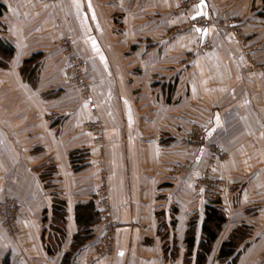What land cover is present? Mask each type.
<instances>
[{"label": "crops", "instance_id": "0c3cea01", "mask_svg": "<svg viewBox=\"0 0 264 264\" xmlns=\"http://www.w3.org/2000/svg\"><path fill=\"white\" fill-rule=\"evenodd\" d=\"M21 1L0 3L6 6L5 13H11L21 10L15 7ZM172 1L162 2L160 10L172 12ZM259 1H198L187 7L186 14L177 15L181 23L213 14L224 17L228 27L217 19L196 24L191 28L206 29V33L185 38L166 35L164 28L171 27L173 20L165 14L164 20L149 25L151 32L144 38L147 47L138 46L126 54L114 50V39L106 35L111 24L107 2L103 8L99 0H63L71 32L98 81L95 92L99 98L103 94L105 122L111 124L106 134L107 161L116 220L115 254L98 255L95 229L92 238L76 250L72 264H181L178 255L171 257L164 250L161 223L169 225L171 237L184 240L190 221L196 220L197 240L201 239L205 209L211 201L196 188L195 178L201 175L213 143L227 151L216 164L215 175L226 180L220 201L228 217L213 250L235 227L247 224L254 238L246 241L238 264H264V74L254 75L247 69L243 43L252 39L242 41L235 33L250 24L264 26V16L255 14L252 22L247 20L258 11L254 8ZM207 37L212 46L200 52ZM130 60L138 65L135 74L128 67ZM194 124L203 127L198 143L188 138ZM90 144V140L85 143ZM79 148V142L67 151L57 148L60 159L54 188L42 181L33 188L27 184L18 215L20 237L10 238L0 225V264L6 255L10 264H61L71 250L79 230L76 205L88 202L94 193L93 183L87 181L91 180L87 172L95 168L92 154L79 162L85 166L73 167L72 161L80 159L75 153ZM175 161L183 162L186 171L175 172ZM3 168L0 165V172ZM58 200L65 202L62 215L54 211Z\"/></svg>", "mask_w": 264, "mask_h": 264}, {"label": "rangeland", "instance_id": "374dc122", "mask_svg": "<svg viewBox=\"0 0 264 264\" xmlns=\"http://www.w3.org/2000/svg\"><path fill=\"white\" fill-rule=\"evenodd\" d=\"M164 1L99 0V3L103 2L102 5L107 2L106 14L111 24L107 26L106 35L114 39L112 44L114 50L131 54L135 47L146 48L148 40L144 38L151 32L149 25L156 20L158 22L164 20L165 14L172 16L173 24L171 27L164 28V31H167L166 35H171L173 38L197 36L191 26L207 23L199 20L204 15L196 19L189 17L182 23L177 17L180 13L186 14L188 6L202 0H173V11L168 13L164 9L160 10L161 3ZM62 3L63 0H57L55 6H50L46 0H22L15 6L21 10L11 11V13L3 11L1 15L0 37L14 46V52L11 56L0 52V165L4 167L0 172L2 176L0 177L2 182H0V201L10 197L17 198L21 203L20 211L22 199L28 191L27 184H33L31 186L33 188L36 183L40 185L42 181L44 186L54 188V174L60 159L57 148L63 147L67 151L69 146L77 142L81 143V148L75 153H78L76 156L81 160L72 161L73 167L79 170L85 166L81 164L82 157L92 154L95 168L87 172V175L91 176V180L87 181L93 183L92 189L95 193L99 185L96 159L98 152L94 144L96 132L93 128L96 118H99L104 126L107 149V127L111 124L105 122L107 112L105 108L103 109L104 104L101 102L104 101V97L100 93L99 98V94L95 92L98 81H95L89 60L79 50L78 41L71 32ZM153 8L157 9L153 10ZM6 9L5 6L4 10ZM254 9L258 11L250 15L251 18L247 19L249 22H252L255 14L264 16V0L259 1ZM213 17L214 21L217 19L221 25L228 27L224 17L215 18L214 15ZM235 33L242 41L252 39V42L243 43L247 69L254 75L264 74V26L256 27L250 24L249 27L244 28L243 32L236 29ZM100 35L104 36L105 32L101 31ZM135 38L137 40H134ZM131 41L136 43L131 44ZM123 42L129 44H123ZM195 46H197L196 43L193 44L192 49L195 50ZM208 48L200 49L199 47V51L206 52ZM37 52L42 53L38 60L27 63L24 61ZM128 62H130L128 67L134 70L130 72L135 74L138 65L131 60ZM80 66L84 81L77 72ZM85 91L89 94L84 95ZM93 104L96 105L99 116L95 115ZM194 127H200L201 130L203 128L198 124H194L192 129ZM72 135H76V139H72ZM88 140H90V146L85 145ZM13 144L16 151L13 149ZM89 157L84 158V161L89 160ZM89 164L92 163H87V166ZM169 221L174 224V220ZM160 228L165 241L164 250L171 257L175 258L178 255L180 263L182 261L181 264H183L187 260L185 241L176 238L173 234L171 237L170 227L165 221H162ZM97 233L94 246L102 234L99 230ZM253 238L250 235L248 239L241 242L236 264L243 255L246 241ZM218 251L217 247L212 250L206 264H221ZM98 255L104 254L98 253Z\"/></svg>", "mask_w": 264, "mask_h": 264}, {"label": "built area", "instance_id": "2783aa9c", "mask_svg": "<svg viewBox=\"0 0 264 264\" xmlns=\"http://www.w3.org/2000/svg\"><path fill=\"white\" fill-rule=\"evenodd\" d=\"M46 2L50 6H55L57 4V0H46ZM199 20L210 23L214 21V17L212 14H209ZM210 46H212V40L208 37L203 40L200 49ZM77 72L79 77L84 81V74L81 66ZM88 94L89 92H84V95ZM93 109H95V115L99 116L95 104H93ZM101 122L99 118H96L93 123V128L96 132L94 144L97 146L98 152L96 159L98 161L99 185L92 199L99 215V221L95 229L100 230L102 233L100 240L95 244V248L99 254L112 256L116 251V220L111 203L109 171L106 161L107 149L104 138V126ZM203 134V129L201 130L200 127H194L188 133V138L190 141L198 143L201 142ZM226 154L227 151L224 147L216 143L211 144L208 149L204 169L201 175L195 179L196 188L203 190L211 202L220 200L226 189V180L215 175L216 164L219 160L224 158ZM172 169L182 173L186 171L187 167L183 162L175 161L172 164ZM20 204V201L14 197L0 201V222L6 234L10 237H18L20 235V224L18 222Z\"/></svg>", "mask_w": 264, "mask_h": 264}, {"label": "trees", "instance_id": "16d2710c", "mask_svg": "<svg viewBox=\"0 0 264 264\" xmlns=\"http://www.w3.org/2000/svg\"><path fill=\"white\" fill-rule=\"evenodd\" d=\"M4 4L0 3V15L3 14ZM0 52L11 56L14 52V46L6 42L0 37ZM42 56L41 52L33 54L24 61L32 62L38 60ZM24 70V68L22 69ZM56 214H64V204L62 200H58ZM60 209V211H58ZM228 217L225 210L221 207V201L211 202L206 206L205 216L202 223L201 239L197 240L196 220H191L189 227L185 232L184 241L187 247L186 259L183 264H206L209 254L212 252L214 242L219 237L223 225ZM99 215L95 208L93 199L85 203H78L76 205V221L79 227L78 232L74 236L71 250L66 252L61 264H72L73 256L90 238H92L95 226L98 223ZM250 226L247 224H240L235 227L229 234L228 238L224 240L219 248L218 257L221 264H236L238 255L240 253V244L250 236ZM239 252V253H238ZM194 258V260L192 259ZM3 264H10L9 255H6Z\"/></svg>", "mask_w": 264, "mask_h": 264}, {"label": "snow or ice", "instance_id": "6c2138e0", "mask_svg": "<svg viewBox=\"0 0 264 264\" xmlns=\"http://www.w3.org/2000/svg\"><path fill=\"white\" fill-rule=\"evenodd\" d=\"M202 4H203V0H202ZM77 7H79V4H77ZM89 7H90V5H89ZM93 19H95V15H94V13H93V17H92ZM193 19H196V17H193ZM195 31L196 32H198V33H206V29H201V28H196L195 29ZM92 43H93V47H95V41L93 40L92 41ZM97 51H98V49H97ZM101 60H104V58L101 56ZM217 123H219V116H217Z\"/></svg>", "mask_w": 264, "mask_h": 264}]
</instances>
